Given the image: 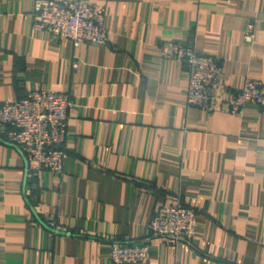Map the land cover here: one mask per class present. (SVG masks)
Listing matches in <instances>:
<instances>
[{"label": "crops", "instance_id": "1", "mask_svg": "<svg viewBox=\"0 0 264 264\" xmlns=\"http://www.w3.org/2000/svg\"><path fill=\"white\" fill-rule=\"evenodd\" d=\"M34 1L0 0V106L45 88L74 104L61 174L30 167L0 124V264H114L109 239L149 238L174 193L194 237L150 238L147 264H264V107L189 105L183 63L160 53L171 40L217 56L231 90L264 82V0H89L108 39L78 45L33 28Z\"/></svg>", "mask_w": 264, "mask_h": 264}, {"label": "built area", "instance_id": "2", "mask_svg": "<svg viewBox=\"0 0 264 264\" xmlns=\"http://www.w3.org/2000/svg\"><path fill=\"white\" fill-rule=\"evenodd\" d=\"M104 14L102 4L89 0H35L32 27L68 37L74 45L81 41L104 43L108 39ZM253 36L254 23L249 22L244 39L251 41ZM160 53L183 63L189 105L231 113H241L248 102L264 107V82L246 78L241 88L229 89L220 83L221 64L217 56L171 40L161 43ZM73 104L69 94L50 88L5 101L0 106V124L6 127L4 139L25 154L30 167L61 174L67 156V121ZM196 216V209L187 205L179 193L170 194L168 202L158 206L148 224L149 238L140 241L110 238V259L114 264H147L150 238L159 237L168 244L189 243L195 234ZM46 224L51 234H71L54 216H48Z\"/></svg>", "mask_w": 264, "mask_h": 264}]
</instances>
